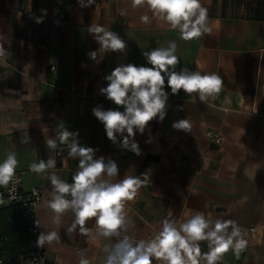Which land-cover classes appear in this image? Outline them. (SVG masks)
I'll return each mask as SVG.
<instances>
[{"label":"crops","instance_id":"obj_1","mask_svg":"<svg viewBox=\"0 0 264 264\" xmlns=\"http://www.w3.org/2000/svg\"><path fill=\"white\" fill-rule=\"evenodd\" d=\"M201 3L208 9L212 34L184 41L177 30L152 19L146 7L133 8L131 0H96L83 8L78 0H0V162L14 151L21 188L41 189L35 214L43 224L39 234L56 231L60 237L40 247L44 264H79L82 251L90 264H103L104 246L116 240L97 236L94 220L86 225L92 229L89 235L78 226L68 231L75 218L71 211L60 225L52 223L46 206L50 172L38 175L29 165L53 158L56 174L72 182L79 160L68 157L58 140L60 156L46 145L61 126L78 132L82 146L96 149L94 158L115 161L117 180L148 175L126 206L134 222L127 235L135 241L157 234L165 218L179 224L202 212L213 220L235 221L248 241L238 258L230 250L219 264H264V0ZM142 15L151 22H141ZM38 17L42 23H36ZM91 25L110 28L125 41L126 50L99 51ZM170 41L177 44L176 71L217 73L223 88L205 104L183 90L172 94L166 81V116L162 122L153 119L143 134L135 133L141 150L136 155L120 146L119 134L117 143L107 138L93 108L124 111L100 93L107 87L105 77L121 64L150 67L143 52ZM92 51L96 60L88 55ZM183 119L190 122L191 132L172 127ZM209 130L220 140H212ZM25 132L30 142L22 144ZM200 243L201 252H207V242Z\"/></svg>","mask_w":264,"mask_h":264},{"label":"clouds","instance_id":"obj_2","mask_svg":"<svg viewBox=\"0 0 264 264\" xmlns=\"http://www.w3.org/2000/svg\"><path fill=\"white\" fill-rule=\"evenodd\" d=\"M96 0H78L80 7L95 4ZM132 7H146L151 18L179 32L180 39L191 41L204 35H211L212 22L208 9L202 6L201 0H131ZM46 15V10H41ZM124 10L120 16H125ZM141 22L150 23L148 15L140 17ZM43 17L36 18L42 23ZM89 32L100 45L99 51L124 52L126 43L120 36L102 25H91ZM177 44L170 41L166 47H159L143 52L147 66L134 64L119 65L105 77L107 87L100 93L124 111L104 110L101 106L93 108V115L104 125L107 138L117 143V135L123 139L119 142L124 149L141 154L139 145L134 140L138 131L143 134L145 128L158 118L162 122L166 116L168 93L165 83L172 94L183 90L189 96L196 94L202 103L214 99L222 90L224 81L217 73H202L182 68L176 71L180 63ZM3 52H0V56ZM89 57L97 59V52L92 51ZM182 110V109H181ZM176 130L191 132L187 119L173 123ZM127 133V135H124ZM79 133L71 132L65 127L56 132V139H46L47 148L56 150L57 140L68 149V157L78 159L77 171L72 175V182L61 179L56 172V160L41 159L29 165V171L46 175L52 190L48 193L46 206L53 213L52 223L60 225L65 213L71 211L74 221L68 231L79 227L83 235L92 233L87 227L90 220L95 221L96 235L102 238H116L115 243L104 246L106 253L103 264H219L224 254L230 250L238 258L247 248L244 230L233 220L210 219L202 212H196L190 218L177 224L174 219L165 218L157 234L148 239L135 241L127 235L134 226L126 206L133 201L138 190L149 178L143 174L142 180L136 176H124L117 180L118 166L115 161L104 157L94 158L96 149L82 146L77 139ZM30 137L24 133L21 143L27 144ZM150 142V141H149ZM18 160L14 151H8L6 158L0 162V187L7 188L16 183ZM51 170V171H50ZM11 192H15L13 187ZM3 199H0V204ZM171 215V213H170ZM37 227H42L36 220ZM229 229L231 231L229 232ZM124 233V235H121ZM60 239L56 231H42L36 241L37 247H44ZM207 242V252H201V243ZM79 264H90L83 251Z\"/></svg>","mask_w":264,"mask_h":264},{"label":"built area","instance_id":"obj_3","mask_svg":"<svg viewBox=\"0 0 264 264\" xmlns=\"http://www.w3.org/2000/svg\"><path fill=\"white\" fill-rule=\"evenodd\" d=\"M50 70L56 72L54 67H50ZM207 134L214 141L220 140V137L210 130ZM62 151L63 148L56 149V156H60ZM15 179V185L10 184L7 188L0 187V199H3L0 209L8 206L15 207L17 219L25 226V237L14 259L10 260L5 248L8 237L0 229V264H44L45 253L36 245L39 227H37L35 221L36 209L41 200V189L32 187L30 190H23L21 188L20 171H16ZM13 187L16 189L15 192L10 191Z\"/></svg>","mask_w":264,"mask_h":264},{"label":"trees","instance_id":"obj_4","mask_svg":"<svg viewBox=\"0 0 264 264\" xmlns=\"http://www.w3.org/2000/svg\"><path fill=\"white\" fill-rule=\"evenodd\" d=\"M0 229L8 237L5 248L10 260H13L25 237V226L17 219L15 207L8 206L0 209Z\"/></svg>","mask_w":264,"mask_h":264}]
</instances>
